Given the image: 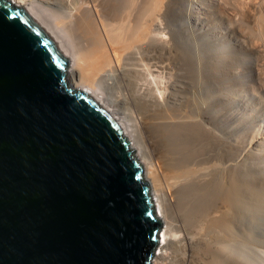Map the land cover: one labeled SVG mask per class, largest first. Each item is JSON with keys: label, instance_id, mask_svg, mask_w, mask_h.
<instances>
[{"label": "bare ground", "instance_id": "1", "mask_svg": "<svg viewBox=\"0 0 264 264\" xmlns=\"http://www.w3.org/2000/svg\"><path fill=\"white\" fill-rule=\"evenodd\" d=\"M10 1L130 142L161 224L149 264H264V0Z\"/></svg>", "mask_w": 264, "mask_h": 264}, {"label": "water", "instance_id": "2", "mask_svg": "<svg viewBox=\"0 0 264 264\" xmlns=\"http://www.w3.org/2000/svg\"><path fill=\"white\" fill-rule=\"evenodd\" d=\"M28 10L0 0V264H149L142 165Z\"/></svg>", "mask_w": 264, "mask_h": 264}, {"label": "rangeland", "instance_id": "3", "mask_svg": "<svg viewBox=\"0 0 264 264\" xmlns=\"http://www.w3.org/2000/svg\"><path fill=\"white\" fill-rule=\"evenodd\" d=\"M256 113H259V115L261 114V112H256Z\"/></svg>", "mask_w": 264, "mask_h": 264}]
</instances>
